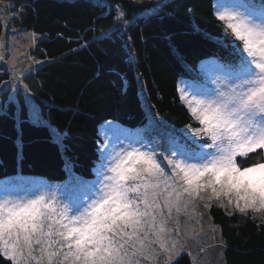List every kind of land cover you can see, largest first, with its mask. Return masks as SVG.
Listing matches in <instances>:
<instances>
[{
    "label": "trees",
    "instance_id": "obj_1",
    "mask_svg": "<svg viewBox=\"0 0 264 264\" xmlns=\"http://www.w3.org/2000/svg\"><path fill=\"white\" fill-rule=\"evenodd\" d=\"M216 1L25 3L20 27L34 34L41 61L35 75L40 88L32 97L51 120L32 123L24 96L18 93V102L10 98L4 84L11 75L0 59V180L20 173L61 182L69 168L93 178L100 158L99 126L108 120L144 126L147 108L176 128L198 126L182 102L179 84L196 79L202 61L231 59L230 48L209 38L234 40L216 17ZM120 10L121 23L116 22ZM107 22L116 28L117 51L103 43L100 26ZM3 33L0 16V52ZM243 162L254 160L250 156ZM209 216L220 229L225 264H264V221L251 215L242 220L217 206ZM0 264L11 262L0 254ZM174 264L192 260L182 255Z\"/></svg>",
    "mask_w": 264,
    "mask_h": 264
},
{
    "label": "snow or ice",
    "instance_id": "obj_2",
    "mask_svg": "<svg viewBox=\"0 0 264 264\" xmlns=\"http://www.w3.org/2000/svg\"><path fill=\"white\" fill-rule=\"evenodd\" d=\"M214 10L234 40L209 37L230 48L231 59L201 62L205 81L217 87L188 105L200 127L183 141L170 134L172 158L164 167L146 141L116 153L97 198L85 191L89 181L72 174L61 189L64 200L45 184L13 178L6 193L31 189L35 195L0 200V254L11 264H141L153 245L167 251L165 211L169 218L173 210L186 213L209 190L241 213L264 211V0ZM250 156L254 163L245 164Z\"/></svg>",
    "mask_w": 264,
    "mask_h": 264
},
{
    "label": "rangeland",
    "instance_id": "obj_3",
    "mask_svg": "<svg viewBox=\"0 0 264 264\" xmlns=\"http://www.w3.org/2000/svg\"><path fill=\"white\" fill-rule=\"evenodd\" d=\"M30 0H0V16L4 26V33L1 42L0 56L1 63L5 70L10 72V80L4 84H11L12 88L10 98L17 100L18 93L23 95L28 108L30 121L34 124H47L50 123L51 115L41 110L34 101L32 94L39 90L40 81L36 79V69L40 67L41 61L38 59L39 50L36 48L35 36L32 32L24 30L20 27V20L22 19L21 8L25 3ZM134 4L142 5L149 1L154 0H129ZM241 0H217L215 7L220 4H239ZM243 11V9H240ZM121 12V10H120ZM121 23V18L116 19V22ZM259 23L260 21L257 20ZM224 23V22H223ZM104 36V42L107 47H112L117 51L118 39L112 32L116 28L113 27L112 22L104 23L100 26ZM110 49V48H109ZM208 61V60H206ZM206 67H211L207 65ZM196 79L181 80L179 84L180 97L183 104L188 105L197 99H207L208 97L200 94L205 88L211 87L215 89L217 85L211 81H205L201 73V63L198 66V73ZM20 85L17 87V85ZM25 88L27 92H25ZM18 102V100H17ZM148 121L144 126L131 128L121 125L118 122L108 120L99 126V136L101 138L99 148V162L97 163L94 171V177L84 179L89 181V186L85 191L88 192L93 198H97L100 190L103 187V177L108 173L109 162L113 156L127 149L130 144L134 147H141L140 143L134 141H146V147L154 149L157 154V160L162 161V167L166 165V159H171L167 148L171 137H179L181 141L184 139V134L191 135L190 129L200 127L189 125L184 128H176L165 121L158 120L153 113L147 108ZM195 120V119H194ZM54 131V128H52ZM200 144H210L211 141L201 139L200 137H193ZM240 161V157L237 158ZM254 163V162H253ZM168 172L169 168H165ZM75 175L69 168V175ZM24 177L28 181L38 184H45L50 190V194H54L57 200H64V193L61 190L66 180L61 182H51L45 178L23 175L9 176L0 180V200H3L5 195L11 198L27 197L34 198L35 193L31 190L5 192L4 185L12 183L13 178ZM85 204L88 201V196H84ZM67 203V201H64ZM207 205V207L205 206ZM212 206H217L229 210L231 214L238 213L242 220L245 216L251 215L255 219L264 221V211L253 212L248 210L246 213H241L235 204H230L226 198L219 200L211 195V191L202 192L201 197L195 199L193 204H190L188 211L182 212L179 215L173 210V216L167 217L165 211V228L166 239L165 245L167 251L159 248L158 245L152 246V251L147 253L148 259H141V264H174L176 260L182 256L187 255L191 258L192 264H225L224 262V245L221 238L219 227H217L211 217L209 216V209ZM159 228V223L157 224ZM6 258V257H5Z\"/></svg>",
    "mask_w": 264,
    "mask_h": 264
}]
</instances>
